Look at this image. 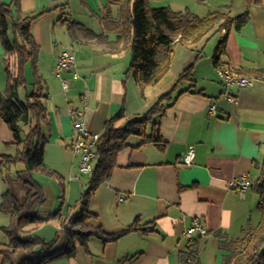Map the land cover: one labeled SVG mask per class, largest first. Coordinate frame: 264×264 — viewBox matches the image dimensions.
Listing matches in <instances>:
<instances>
[{"label":"crops","instance_id":"obj_1","mask_svg":"<svg viewBox=\"0 0 264 264\" xmlns=\"http://www.w3.org/2000/svg\"><path fill=\"white\" fill-rule=\"evenodd\" d=\"M1 1L8 4L12 0ZM149 4L198 16L211 10L234 17L247 13L246 23L227 33L221 60L233 72L244 70L239 75L253 79L245 86L221 84L211 56L222 31L207 41L199 58L175 42L167 70L154 84L141 87L130 73L125 74L130 37L120 40L111 29L116 6L108 18L106 0H19L21 15L38 14L30 32L38 45L36 69L47 93L49 126L43 128L47 137L43 159L64 182L61 196L52 177L25 172L19 163L0 166V204L6 191L22 202L25 180L36 181L43 190L45 200L36 211L44 220L28 225L23 236L51 238L60 229L68 206L87 188V174H79L78 155L69 147L74 138L69 110L81 109L86 128L92 132L100 133L104 122L120 110L123 117L114 125H122L140 116L192 65L191 80L176 84L175 100L159 118L164 145L137 146L140 138L128 137V146L116 155L109 180L91 193L89 210L95 216L88 224L117 232L136 220L137 228L105 244L90 237L86 246H76L72 257L59 255L48 264H182L189 251H194L197 264H225L228 251L218 246L219 239L240 236L243 228L260 218L257 194L251 187L240 193L227 182L241 174L255 179L254 162L264 153V0H150ZM65 45L75 54L78 77L72 78L71 70L63 71L69 80L63 91L54 64ZM4 56L0 43V77L2 71L4 76ZM23 73L26 85L17 91L21 101L32 82L29 62ZM189 85V90L182 91ZM224 91L235 102L227 100ZM211 101L216 103L214 115L207 109ZM13 142L12 131L0 117V154L14 155L17 146ZM188 146L193 147L194 158L185 165L181 159ZM193 217L201 219L209 236L195 235L189 242L183 231ZM11 223L12 217L0 211V264L3 251L10 250L2 228ZM62 243L59 239L57 245Z\"/></svg>","mask_w":264,"mask_h":264},{"label":"trees","instance_id":"obj_2","mask_svg":"<svg viewBox=\"0 0 264 264\" xmlns=\"http://www.w3.org/2000/svg\"><path fill=\"white\" fill-rule=\"evenodd\" d=\"M149 2L150 0H106L105 10L108 16L112 12V6L117 7V18L115 22H111V29L120 40L130 37V58L125 74L130 73L141 87L154 84L167 70L175 42L194 51L196 58H199L207 41L224 31L211 56L215 67L224 66L221 56L225 51L227 33L232 27L239 30L248 19L247 13L234 17L228 12L211 10L198 16L188 10L175 11L167 6H151ZM19 11V0H12L8 4L0 0V43L5 55V88L0 91V117L12 131L13 143L17 146L14 155L0 154V166L19 163L25 172L37 171L52 177L57 181L62 196V175L46 165L43 159L47 141L43 128L49 126L45 106L47 93L43 90L36 69L38 45L30 32L31 22L38 14L21 15ZM27 62L31 65L32 82L24 101H21L17 91L19 87L26 85L23 72ZM191 70L192 65L185 68L175 84L161 93L140 116L115 126V121L123 117L120 110L104 122L95 146L93 166L87 174V188L74 204L68 206L66 214L61 218L60 229L51 238L23 236L28 225L44 220L36 211L45 200L43 190L36 181H24L27 191L22 202L10 191L4 193L0 211L10 215L12 223L2 228L8 237L10 250L3 251L1 264H48L59 255L72 257L76 246H86L90 237H96L105 244L137 228L136 220L117 232H106L100 226L88 224L87 220L95 216L89 210L91 193L100 183L109 180L116 166V155L128 146V137L138 136L140 142L137 146L150 143L161 148L164 145L159 118L174 102L173 90L176 84L183 79L191 80ZM234 72L245 73L244 70ZM191 86L182 91L189 90ZM254 167L258 174L249 187L257 194L256 208L260 212V218L255 225L248 224L243 228L240 236L219 239L218 246L228 251L225 264H262L264 261V153L260 161L254 162ZM59 239L63 243L58 246ZM194 255V251L186 252L181 263L197 264Z\"/></svg>","mask_w":264,"mask_h":264},{"label":"built area","instance_id":"obj_3","mask_svg":"<svg viewBox=\"0 0 264 264\" xmlns=\"http://www.w3.org/2000/svg\"><path fill=\"white\" fill-rule=\"evenodd\" d=\"M65 70H71L72 78H77L78 73L76 71V58L73 50L70 46H63L62 50L58 54L54 64L55 75L60 78L61 88L66 91L69 86V80L62 76V72ZM216 74L224 87L236 84L238 86H245L250 84L252 77L247 75H239L230 70V72H217ZM224 96L227 100L235 102V97L224 91ZM208 113L210 115L216 114L217 108L216 103L211 101L208 106ZM69 115L73 121L74 138L70 144V149L78 155L79 164L78 172L79 174H89L93 161L95 159V146L99 137V133L89 131L86 128L83 111L78 108H73L69 110ZM194 158V149L192 146H188L185 152L182 154V163L185 165H190ZM227 184L229 186L236 187L240 193L246 190L250 184L251 180L247 174H241L230 180ZM183 235L190 242L193 240L195 235L209 236L207 228L203 225L199 217H193L188 227L183 231Z\"/></svg>","mask_w":264,"mask_h":264},{"label":"rangeland","instance_id":"obj_4","mask_svg":"<svg viewBox=\"0 0 264 264\" xmlns=\"http://www.w3.org/2000/svg\"><path fill=\"white\" fill-rule=\"evenodd\" d=\"M215 40V38H212L211 42H213ZM210 42V44H211ZM210 45L207 44V47H209ZM2 77V79H1ZM0 77V91H3L4 88H5V82H4V79H5V76H3V71H2V76ZM71 144V143H70ZM70 147V146H69ZM59 204V203H58ZM195 261V260H194ZM262 264H264V261L262 262Z\"/></svg>","mask_w":264,"mask_h":264},{"label":"bare ground","instance_id":"obj_5","mask_svg":"<svg viewBox=\"0 0 264 264\" xmlns=\"http://www.w3.org/2000/svg\"><path fill=\"white\" fill-rule=\"evenodd\" d=\"M215 70L217 72H230V69L228 67H225V66L216 67Z\"/></svg>","mask_w":264,"mask_h":264}]
</instances>
